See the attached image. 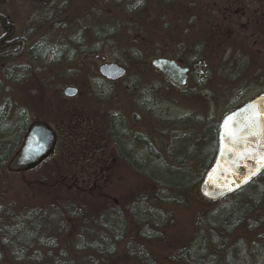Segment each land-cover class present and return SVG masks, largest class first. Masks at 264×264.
Segmentation results:
<instances>
[{
    "label": "rangeland",
    "instance_id": "374dc122",
    "mask_svg": "<svg viewBox=\"0 0 264 264\" xmlns=\"http://www.w3.org/2000/svg\"><path fill=\"white\" fill-rule=\"evenodd\" d=\"M168 1L53 0L45 5L6 0L0 5V14L27 42L22 58L0 63V117L16 125L24 114L28 125L41 120L60 135L55 154L36 170L13 174L7 167L0 169V205L20 216L27 209L76 197L90 205L100 201L106 211L121 212L127 220L126 207L143 196L151 204L156 190L115 153L109 117L124 121L126 142L135 152L142 148L136 137L144 136L165 161L175 147L202 163L209 159L208 130L264 93V16L254 14L264 8V0ZM244 5L245 18L232 15ZM65 6L74 9L66 11L69 19L63 27L59 18ZM31 49L41 56L32 60ZM197 57L208 67L181 89L152 68L156 58L185 66ZM111 63L127 70L124 79L112 83L100 76L99 67ZM66 87L77 88L79 97L65 98ZM69 117L81 118V123ZM186 165L198 167L197 162ZM258 182L264 186V177ZM224 204L203 200L196 186L184 205L164 206L172 220L167 242H146L143 248L155 261H169L175 247L190 243L197 217ZM255 225L244 235L249 246L261 251L264 225ZM129 226L125 239L116 244L122 259L117 264H134L131 253L138 241L131 242L135 235ZM6 227L0 224V240ZM74 238L73 231L61 234L60 247L70 251ZM9 257L0 248V264H15ZM74 258L79 264L82 255Z\"/></svg>",
    "mask_w": 264,
    "mask_h": 264
},
{
    "label": "trees",
    "instance_id": "16d2710c",
    "mask_svg": "<svg viewBox=\"0 0 264 264\" xmlns=\"http://www.w3.org/2000/svg\"><path fill=\"white\" fill-rule=\"evenodd\" d=\"M77 119L68 118L79 125L81 118ZM3 120L0 117V169L15 154L28 127L24 114L16 125ZM109 122L115 153L154 186L156 198L147 204L148 197H137L126 207L127 220L121 212L106 211L100 201L90 205L76 197L59 199L39 209H27L20 216L15 215L12 207L2 204L0 224L7 223L8 227L4 229L0 248L13 263L77 264L74 255L79 254L82 255L79 264H117L122 259L117 256L116 244L125 239L131 225L135 235L131 242L138 241L131 253L134 264H264V250L249 246L244 235L254 231L255 224L264 225V186L258 182L264 173L237 193L211 203L216 206L225 202L197 217L196 232L187 246L175 247L169 261H155L143 243L167 242L166 228L172 220L163 208L184 205L196 186H200L217 154L219 127L208 130L209 141L205 145L209 148L206 151L209 159L201 163L196 156L175 147L165 161L144 136L136 137V145L142 148L135 152L134 146L126 142L129 132L124 128V121L111 116ZM14 134L16 137L10 143L3 141ZM59 144L60 135L57 148ZM191 162H197L196 170L186 165ZM71 231L75 238L68 251L60 247L58 239Z\"/></svg>",
    "mask_w": 264,
    "mask_h": 264
},
{
    "label": "water",
    "instance_id": "95a60500",
    "mask_svg": "<svg viewBox=\"0 0 264 264\" xmlns=\"http://www.w3.org/2000/svg\"><path fill=\"white\" fill-rule=\"evenodd\" d=\"M3 22V21H2ZM23 51H20L19 55ZM153 68L177 87L188 81V70L166 59H157ZM199 66H201L199 64ZM100 75L109 82L126 77V70L117 64H104ZM198 73H202L199 70ZM66 98L77 97L78 90L67 87ZM242 137L237 143L233 136ZM57 144L55 131L43 121H35L16 153L8 163L11 173L32 171L51 157ZM264 172V94L227 115L220 124L219 148L214 162L199 186L203 199L218 202L249 185Z\"/></svg>",
    "mask_w": 264,
    "mask_h": 264
},
{
    "label": "flooded vegetation",
    "instance_id": "af4514ba",
    "mask_svg": "<svg viewBox=\"0 0 264 264\" xmlns=\"http://www.w3.org/2000/svg\"><path fill=\"white\" fill-rule=\"evenodd\" d=\"M35 1L39 4L49 5L52 3L53 0H35ZM168 2L170 3L171 0H169ZM5 3H6V0H0V5H4ZM244 7L242 6V9H237V10L233 11L232 15L238 17L239 19L245 18V14L247 13V8L245 5H244ZM70 9L73 10L74 7L66 9V6H65V7L61 8L62 15L59 18V24L61 23L63 25V27L67 26L66 23L68 22L69 15L66 13L69 12ZM261 12L263 13V16H264V8L263 7H262V9H259V10L256 9L254 11V14L261 15L260 14ZM0 27H1L2 32H3L2 36L0 37V63L4 62L6 60H19L27 52V42L23 38L17 36L16 29H15L14 25H12V23L9 22L6 19V17L1 15V14H0ZM263 40H264V37H263ZM72 43H73V40L70 41V44H72ZM39 44H41V42ZM20 51H23V52H22V54L19 55ZM33 51H35V52H33ZM37 51L39 52V50H37ZM37 51L33 50V49L28 50L29 54L32 52V60H34L36 57L41 56ZM50 54H52V52ZM29 56L31 58V55H29ZM170 60L176 62L182 68L188 70V82L187 83H189L190 81H194L195 79H197V76H199V73H198L199 64L201 65V68H202V73H200V74H203L204 71L208 67V65L205 63V61H202V58L200 60L198 57L196 59H194V61L191 65H185V66L182 65V63L179 60H175V59H170ZM73 123H72V125H73Z\"/></svg>",
    "mask_w": 264,
    "mask_h": 264
},
{
    "label": "snow or ice",
    "instance_id": "6c2138e0",
    "mask_svg": "<svg viewBox=\"0 0 264 264\" xmlns=\"http://www.w3.org/2000/svg\"><path fill=\"white\" fill-rule=\"evenodd\" d=\"M232 138H233L234 142H237V143L242 139V137H237L235 135Z\"/></svg>",
    "mask_w": 264,
    "mask_h": 264
}]
</instances>
